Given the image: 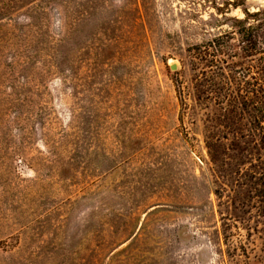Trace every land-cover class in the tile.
Listing matches in <instances>:
<instances>
[{"label":"rangeland","instance_id":"1","mask_svg":"<svg viewBox=\"0 0 264 264\" xmlns=\"http://www.w3.org/2000/svg\"><path fill=\"white\" fill-rule=\"evenodd\" d=\"M3 12L0 264H264V0Z\"/></svg>","mask_w":264,"mask_h":264},{"label":"water","instance_id":"2","mask_svg":"<svg viewBox=\"0 0 264 264\" xmlns=\"http://www.w3.org/2000/svg\"><path fill=\"white\" fill-rule=\"evenodd\" d=\"M176 69V67L175 66H171V70H175Z\"/></svg>","mask_w":264,"mask_h":264},{"label":"trees","instance_id":"3","mask_svg":"<svg viewBox=\"0 0 264 264\" xmlns=\"http://www.w3.org/2000/svg\"><path fill=\"white\" fill-rule=\"evenodd\" d=\"M0 15H2V16L5 15V12H3V14L1 13ZM5 16H6V15H5Z\"/></svg>","mask_w":264,"mask_h":264}]
</instances>
